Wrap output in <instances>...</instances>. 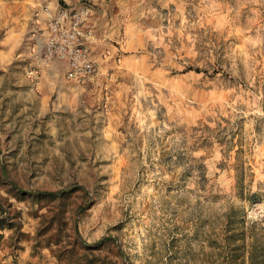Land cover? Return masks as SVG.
<instances>
[{
	"label": "rangeland",
	"instance_id": "rangeland-1",
	"mask_svg": "<svg viewBox=\"0 0 264 264\" xmlns=\"http://www.w3.org/2000/svg\"><path fill=\"white\" fill-rule=\"evenodd\" d=\"M81 3L85 82L45 49ZM263 226L264 0H0V264H263Z\"/></svg>",
	"mask_w": 264,
	"mask_h": 264
},
{
	"label": "built area",
	"instance_id": "built-area-1",
	"mask_svg": "<svg viewBox=\"0 0 264 264\" xmlns=\"http://www.w3.org/2000/svg\"><path fill=\"white\" fill-rule=\"evenodd\" d=\"M90 8L79 4L73 8L58 7L46 21V53L68 66L67 76L85 82L98 73L92 46L96 42L89 23Z\"/></svg>",
	"mask_w": 264,
	"mask_h": 264
},
{
	"label": "trees",
	"instance_id": "trees-1",
	"mask_svg": "<svg viewBox=\"0 0 264 264\" xmlns=\"http://www.w3.org/2000/svg\"><path fill=\"white\" fill-rule=\"evenodd\" d=\"M195 71L199 72L200 70L196 69ZM205 175L204 173L201 174V176ZM53 194V193H51ZM254 196V195H253ZM235 228H229L226 226V228L224 229V235L226 236L227 239H235L236 236H238L237 233L233 232ZM261 253H262V257H263V264H264V226L261 228ZM254 251V250H252Z\"/></svg>",
	"mask_w": 264,
	"mask_h": 264
},
{
	"label": "crops",
	"instance_id": "crops-1",
	"mask_svg": "<svg viewBox=\"0 0 264 264\" xmlns=\"http://www.w3.org/2000/svg\"><path fill=\"white\" fill-rule=\"evenodd\" d=\"M97 43V42H96ZM96 43H94V45L92 46V52H93V56H94V58L97 60V62H100V61H98V59H97V51H96V49L98 48V45H96Z\"/></svg>",
	"mask_w": 264,
	"mask_h": 264
}]
</instances>
